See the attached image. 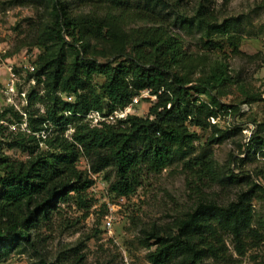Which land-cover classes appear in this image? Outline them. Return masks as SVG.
<instances>
[{
    "label": "trees",
    "instance_id": "trees-1",
    "mask_svg": "<svg viewBox=\"0 0 264 264\" xmlns=\"http://www.w3.org/2000/svg\"><path fill=\"white\" fill-rule=\"evenodd\" d=\"M44 1L51 9L18 46L41 49L32 77L44 86V95L30 92L25 114L13 104L0 105V262L31 250L40 255L39 264H58L41 256L39 231L52 223L63 203L92 207V174L104 172L110 197L120 200L136 193L145 171L160 173L177 162L192 173L200 195L191 211L174 217L169 233L157 223L140 229L138 241L147 248L150 264H209L225 258V234L239 255L247 252L248 236L261 241L263 234L253 226V201L264 199V184L258 180L264 170L255 173L256 179L241 168L259 156L264 160V121H253L256 127L242 144L245 156L233 159L242 171L218 168L212 150L245 129H223L217 121L240 110L221 97L241 85L224 49L242 53V17L220 20L204 2L192 15L166 22L161 16L166 0H98L89 10H76L67 0ZM174 25L190 35L199 33L203 50L192 52ZM97 75L104 78L100 85L94 82ZM145 90L156 97L146 116L129 114L101 127L86 120L91 110L108 114L124 109ZM60 93L72 94L75 101ZM36 101L45 102L44 112ZM192 126L212 131L207 147L196 155L200 134ZM5 147L27 158H13ZM81 160L88 164L84 169ZM209 180L238 188L236 198L220 203L206 196L201 189ZM83 245L71 248L73 264H84Z\"/></svg>",
    "mask_w": 264,
    "mask_h": 264
},
{
    "label": "rangeland",
    "instance_id": "rangeland-1",
    "mask_svg": "<svg viewBox=\"0 0 264 264\" xmlns=\"http://www.w3.org/2000/svg\"><path fill=\"white\" fill-rule=\"evenodd\" d=\"M67 1L71 2L76 10L80 8L89 10L93 3L98 2V0ZM166 1L168 6L161 15L166 22H173L176 15H192L201 2L208 5L220 20L231 16H241L244 20V38L240 47L242 53L235 54L228 47L224 49L232 72L241 78V85L234 84L228 89V93L221 97L222 102L226 104H239L240 110L237 114L222 115L217 121L219 127L223 129H230L234 125H242L245 129L221 143L212 145V150L218 168L227 170L231 167L236 173L243 170L256 178L255 173L260 169L264 170V160L259 153L257 160L247 161L243 164L242 170L236 168L233 159L245 156L241 153L242 144L247 142L256 127L253 121H264V0ZM79 3L82 6H78ZM47 9L50 10L51 5L46 7L44 0H0V62L13 67L15 72L14 83L9 85V87L14 85V89H7L11 75L6 67L0 68V105L13 104L22 113H25V108L29 104V93L36 91V96H39L44 95L45 90L44 86L37 84L32 77L41 49L31 45L21 48L18 46L33 35V27ZM171 27L182 34L192 52L199 53L203 50L199 33L190 35L178 26ZM99 61L105 59L99 58ZM94 82L100 85L104 78L97 75ZM60 95L67 101H75L72 94ZM251 97L253 99L249 101ZM140 99L132 106L128 115L146 116L156 97L149 93L147 100ZM35 107L44 112L45 102L36 101ZM86 120L92 125L91 118L86 117ZM240 122L245 124H236ZM24 126L25 124L22 127ZM13 128L11 125L5 134L7 135ZM192 129L200 134V139L196 142L194 153L196 155L207 147L206 143L212 131L193 126ZM72 132L71 127L66 134L70 136ZM4 150L13 158H27L19 149L5 147ZM79 166L84 169L88 164L81 160ZM263 178H258L262 184ZM94 179V186L88 190L89 197L95 200L90 209H81L72 200L63 203L54 215L52 223L39 231L40 238H44L39 245L44 260L49 262L59 260L58 264H73L75 255L71 248L84 241L81 247V252L85 254L84 264H150L146 257L147 248L141 246L138 241L140 229L157 223L164 232L169 233V226L174 217L191 211L200 195L196 191L192 173L180 162L160 173L145 171L142 184L136 193L120 200L110 197L109 181L105 179L104 172L97 174ZM201 190L206 196L213 197L220 203L235 199L239 191L234 186H225L211 180L205 181ZM253 203L255 207L253 226L263 234L262 240L257 241L248 236L247 252L239 255L232 237L225 234L228 255L218 260L210 259L209 264L264 263V199L257 198ZM110 215L113 217V223L109 228L106 220ZM89 236L91 237L88 238ZM40 260V255L28 250L24 253H14L0 264H39Z\"/></svg>",
    "mask_w": 264,
    "mask_h": 264
},
{
    "label": "built area",
    "instance_id": "built-area-1",
    "mask_svg": "<svg viewBox=\"0 0 264 264\" xmlns=\"http://www.w3.org/2000/svg\"><path fill=\"white\" fill-rule=\"evenodd\" d=\"M6 67L8 72L10 73L11 75V81L8 82V88L7 89H14V85L9 87L10 84L14 83V76H15V72L13 71V67L11 66H8V65H5V64H2L0 62V68H4ZM30 68L33 69V66L30 65ZM149 90H145L143 91L140 95H137L133 98V101L127 106L125 107L124 109H121V110H115L113 111L112 113H104V112H101L99 110H91L87 115L86 117L88 118H91V126H98V127H101L103 125L104 122L106 123H114L117 119H120V118H126V116L128 115L129 111L132 109V106L137 103L139 101L140 98L142 97H147L148 94H149ZM9 99V97H8ZM10 100V99H9ZM15 106V105H14ZM16 107V106H15ZM18 109V108H17ZM19 110V109H18ZM20 111V110H19ZM25 114V113H23ZM212 122H216V119H214L213 117L211 118ZM26 124V123H24ZM249 140V138L247 139V141ZM97 174H92L93 178H95ZM112 223H113V217L110 215L107 217V220H106V225L107 227H111L112 226Z\"/></svg>",
    "mask_w": 264,
    "mask_h": 264
}]
</instances>
